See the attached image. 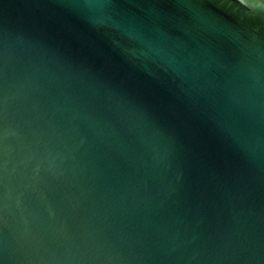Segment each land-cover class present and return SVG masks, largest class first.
I'll return each instance as SVG.
<instances>
[{"label": "water", "instance_id": "water-1", "mask_svg": "<svg viewBox=\"0 0 264 264\" xmlns=\"http://www.w3.org/2000/svg\"><path fill=\"white\" fill-rule=\"evenodd\" d=\"M86 2L0 0V264H264V0Z\"/></svg>", "mask_w": 264, "mask_h": 264}, {"label": "clouds", "instance_id": "clouds-1", "mask_svg": "<svg viewBox=\"0 0 264 264\" xmlns=\"http://www.w3.org/2000/svg\"><path fill=\"white\" fill-rule=\"evenodd\" d=\"M84 6L87 8L102 9L105 7V4L103 3V0H95V2H93V0H87ZM113 26L119 28L121 27V24L119 21H116L113 23ZM125 32L126 34L131 35V33L128 32L127 29H125ZM133 38L144 46L145 50L143 52V55H153L155 57H159L160 59H164L169 55L166 47L162 44L153 43L150 39L139 35Z\"/></svg>", "mask_w": 264, "mask_h": 264}]
</instances>
